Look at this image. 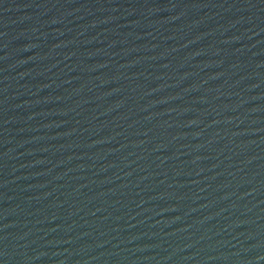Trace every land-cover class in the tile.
I'll return each instance as SVG.
<instances>
[{
  "label": "water",
  "instance_id": "1",
  "mask_svg": "<svg viewBox=\"0 0 264 264\" xmlns=\"http://www.w3.org/2000/svg\"><path fill=\"white\" fill-rule=\"evenodd\" d=\"M0 264H264V0H0Z\"/></svg>",
  "mask_w": 264,
  "mask_h": 264
}]
</instances>
